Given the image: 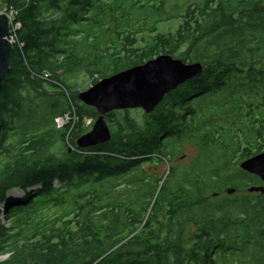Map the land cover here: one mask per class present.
<instances>
[{
	"label": "trees",
	"instance_id": "1",
	"mask_svg": "<svg viewBox=\"0 0 264 264\" xmlns=\"http://www.w3.org/2000/svg\"><path fill=\"white\" fill-rule=\"evenodd\" d=\"M2 3L20 27L0 89V206L24 194L8 224L0 212V264H264V194L239 165L264 152V0ZM171 20L175 32L157 31ZM160 54L203 71L141 124L131 109L106 113L110 141L65 145L72 123L57 117L98 116L70 78L92 85ZM44 71L50 81L33 75ZM185 145L196 154L166 178L143 168Z\"/></svg>",
	"mask_w": 264,
	"mask_h": 264
},
{
	"label": "water",
	"instance_id": "2",
	"mask_svg": "<svg viewBox=\"0 0 264 264\" xmlns=\"http://www.w3.org/2000/svg\"><path fill=\"white\" fill-rule=\"evenodd\" d=\"M7 16L5 11L0 13V89L8 71L12 50V43L8 39ZM202 71L203 65L200 62H183L170 54H160L142 64L100 78L76 96L85 105L94 107L98 116L91 129L76 139L75 145L90 148L110 141L112 133L106 113L112 110L142 109L148 115L167 93ZM239 165L242 170L258 176L264 183V152L242 160ZM247 190L264 194V184L249 186ZM234 191L232 187L227 189L229 194Z\"/></svg>",
	"mask_w": 264,
	"mask_h": 264
},
{
	"label": "rangeland",
	"instance_id": "3",
	"mask_svg": "<svg viewBox=\"0 0 264 264\" xmlns=\"http://www.w3.org/2000/svg\"><path fill=\"white\" fill-rule=\"evenodd\" d=\"M174 1L176 2V0H170V2H174ZM4 11L7 12L8 16L10 15V12H8L7 10V5L5 3H2L0 6V13ZM180 23H181V20H171L170 22L168 21V22L159 23L157 31L159 33H173L177 30ZM136 38L138 39L137 45L141 47L151 41L150 40L151 38L149 37V35H138V37ZM70 79L71 80L75 79L77 81L76 88L79 90L77 91L78 93L90 87L91 80L89 79L88 75H85L83 72H78L75 75V78H70ZM78 93H76V96ZM225 93L226 91L224 89L220 92L211 93V97L219 98L225 95ZM143 114H144V111L142 109H131L129 112V116L134 118L139 124L143 122V119H144ZM71 119L73 120L71 121L72 127L69 131L70 133L67 137V142L65 144L69 148H73L72 143L75 144L76 139L81 135V134L78 135L80 130H86V129L90 130L95 121V120L92 121V119L88 117L78 118V116H76L75 114L71 117ZM195 152H197L195 148L185 145L183 150L179 151L178 154L175 156V158L171 162L162 160L161 162H158L155 164H152V163L145 164L143 168L153 170L155 175L158 178L159 177L166 178L170 172V169L173 166L176 167V166L189 165L192 158L196 154ZM223 193L224 191L221 192V194ZM23 194H24L23 190L19 188L12 189L11 191H9L7 198H5L6 201L4 202V204L0 206L1 219L5 225L9 223L8 212H7L8 209L10 208L11 205H13L16 202V198L21 197ZM5 258H6V255L1 256V259H5Z\"/></svg>",
	"mask_w": 264,
	"mask_h": 264
},
{
	"label": "built area",
	"instance_id": "4",
	"mask_svg": "<svg viewBox=\"0 0 264 264\" xmlns=\"http://www.w3.org/2000/svg\"><path fill=\"white\" fill-rule=\"evenodd\" d=\"M13 16H14V13L11 10L10 11V15L8 16L9 17V23H11L10 28L8 29L9 30L8 39H9L10 43H12V44L17 41L16 40V32H17V29H19V27H20V23L19 22H14V17ZM19 46L21 47L22 44L20 43ZM33 75H38V77L42 78L43 80H47V81L51 80L50 74L48 72H46V71L41 72L39 74L33 72ZM74 114H75L74 113V108L72 106V110H71L70 113L68 112V113L64 114L63 116L57 117V119H55V121H56L58 126H62V125L66 124L69 121H73L71 119V117Z\"/></svg>",
	"mask_w": 264,
	"mask_h": 264
},
{
	"label": "flooded vegetation",
	"instance_id": "5",
	"mask_svg": "<svg viewBox=\"0 0 264 264\" xmlns=\"http://www.w3.org/2000/svg\"><path fill=\"white\" fill-rule=\"evenodd\" d=\"M251 174V173H250ZM253 176H256V175H253ZM258 177V176H257ZM258 179L260 180V183L258 184V185H263L264 183H263V181L258 177ZM252 186V185H251ZM227 189L228 188H226V189H224L223 191H224V193L225 194H229L228 192H227ZM235 189V188H234ZM246 190H247V188H246ZM248 191V190H247ZM234 193H235V191H234ZM234 193H231V194H229V195H232V194H234ZM256 193H260V192H256ZM262 194V193H261Z\"/></svg>",
	"mask_w": 264,
	"mask_h": 264
},
{
	"label": "bare ground",
	"instance_id": "6",
	"mask_svg": "<svg viewBox=\"0 0 264 264\" xmlns=\"http://www.w3.org/2000/svg\"><path fill=\"white\" fill-rule=\"evenodd\" d=\"M10 25H11V23H9V28H10Z\"/></svg>",
	"mask_w": 264,
	"mask_h": 264
}]
</instances>
